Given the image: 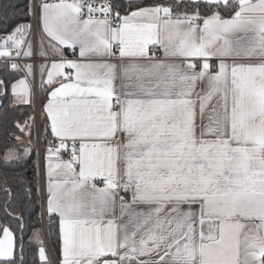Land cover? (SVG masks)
I'll list each match as a JSON object with an SVG mask.
<instances>
[{"label": "snow or ice", "instance_id": "6c2138e0", "mask_svg": "<svg viewBox=\"0 0 264 264\" xmlns=\"http://www.w3.org/2000/svg\"><path fill=\"white\" fill-rule=\"evenodd\" d=\"M0 9L3 101L33 102L27 79L9 78L16 60L35 55L25 44L33 24L17 13L77 57L49 44L60 62L39 68L49 89L42 173L32 126L5 128L6 216L23 229L14 189L39 201L41 222L58 218L61 264H264V0H7ZM43 48L41 38L46 59ZM24 70L35 75L32 64ZM0 264H24L3 222Z\"/></svg>", "mask_w": 264, "mask_h": 264}, {"label": "trees", "instance_id": "16d2710c", "mask_svg": "<svg viewBox=\"0 0 264 264\" xmlns=\"http://www.w3.org/2000/svg\"><path fill=\"white\" fill-rule=\"evenodd\" d=\"M7 0H0V5L6 3ZM21 4L25 3L26 0H19ZM114 2H118L121 4H126L127 0H114ZM141 2L145 4H151L154 0H141ZM164 2V0H161ZM2 12V9H0ZM203 14V13H202ZM17 18L23 23H30L31 17L28 16H20L18 13L16 14ZM3 73V69L0 68V74ZM11 81L15 83L18 79L22 78L21 73L12 72L10 70ZM11 89H8V98L11 101ZM46 100V94H43V102ZM0 103L7 104L8 111V122L7 125L3 121H0V147L5 143L6 138L8 142L11 143L10 134L5 131V128L14 127L15 122H20L22 125H32V132L34 138L36 136V124L31 118L34 116V107L33 105L27 106H13L8 101H3L0 98ZM44 131V123L42 118V133ZM16 134L20 135L19 130H16ZM26 139V137H25ZM43 139L45 140L44 134ZM31 163H29L25 175L31 177L34 172V166L37 161L36 150H34L33 155L30 157ZM15 199L12 201L11 209L14 214H18V216L22 219L23 229L20 227V221L16 218V216H6L5 213L0 210V222L7 224L15 233L16 243H17V254H19L20 246H23V254H24V264H41L38 257V249L40 244L37 243L36 239L33 236V233L38 231L40 234V239L43 241V245L45 243V237L43 233V221L40 220V203L39 201H33L29 203L24 198L23 191L19 189H14ZM5 199L2 192H0V203ZM47 232L48 238L52 247V250L56 256L60 254V234H59V223L58 218L53 217L51 220L47 217Z\"/></svg>", "mask_w": 264, "mask_h": 264}, {"label": "built area", "instance_id": "2783aa9c", "mask_svg": "<svg viewBox=\"0 0 264 264\" xmlns=\"http://www.w3.org/2000/svg\"><path fill=\"white\" fill-rule=\"evenodd\" d=\"M30 23L33 24V31L32 34L27 36V39L25 41V44L31 43L33 47L34 57L32 59H26V58H20L16 60L17 63L20 64L21 70L18 71L21 73V75L28 80V82L31 84L32 87V93H33V107H34V117H35V124L37 127L38 137H39V152L42 150V133H41V127H42V108H43V94L44 89L41 88V80H40V72L39 68L42 64L51 65L55 61H60V57H53L49 53V37L44 35L39 26L35 21L32 19L30 20ZM41 38H43L44 41V48L43 51L47 53V58H42L40 53V41ZM26 50V49H25ZM64 53L65 59H73L77 58L73 56V52L71 54H68L66 51L62 49ZM13 56H15V53H13ZM3 61H0V64H2ZM26 64H32L34 66L35 75L34 76H27L26 71L24 70V65ZM46 79V76H45ZM51 143H55V138L50 139Z\"/></svg>", "mask_w": 264, "mask_h": 264}, {"label": "crops", "instance_id": "0c3cea01", "mask_svg": "<svg viewBox=\"0 0 264 264\" xmlns=\"http://www.w3.org/2000/svg\"><path fill=\"white\" fill-rule=\"evenodd\" d=\"M49 44H52L55 47H59V48H61V50L63 49L68 54H71V52H72L71 49L64 48L63 46L56 44V42L50 41V38H49ZM49 53L53 57H59V55L55 54L50 47H49ZM55 62H60V61H55ZM251 62L252 63H259V60H253ZM50 66H49V70H50ZM21 79H25V78L22 76ZM29 86H30V88L32 90V87H31L30 83H29ZM10 93H11V91H10ZM44 93L46 94V100L43 102L42 118H43V123H44V128H45L46 117L44 115V106L47 103V99L49 98V89H47V87H45ZM11 100H12V96H11ZM32 101H33V96H32ZM12 105L15 106V107H17V106H27V105L31 106V105H33V102H32V104H12ZM41 133H42V127H41ZM43 134H44V137H45V132L44 131L42 133V150H41V152H39V163H40V166H41V173L43 172V168H44V149H45V140L43 139ZM36 136L38 137L37 127H36ZM51 138H54V137H52L50 135V130H49V135H48L49 142H50ZM38 144H39V140H38ZM38 151H39V148H38ZM43 233H44V237H45V243H44L43 247L46 250V254H47V257H48L49 261H51V264H61V261H62V239H61V236H60V254H59V256H56L54 254L53 250H52V247H51V244H50V241H49V238H48L47 216H45L44 219H43ZM59 234H60V231H59Z\"/></svg>", "mask_w": 264, "mask_h": 264}, {"label": "rangeland", "instance_id": "374dc122", "mask_svg": "<svg viewBox=\"0 0 264 264\" xmlns=\"http://www.w3.org/2000/svg\"><path fill=\"white\" fill-rule=\"evenodd\" d=\"M29 126H32L31 124Z\"/></svg>", "mask_w": 264, "mask_h": 264}]
</instances>
